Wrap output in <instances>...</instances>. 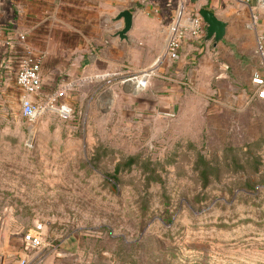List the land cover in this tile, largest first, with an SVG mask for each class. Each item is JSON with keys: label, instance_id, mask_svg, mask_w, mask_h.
<instances>
[{"label": "rangeland", "instance_id": "rangeland-1", "mask_svg": "<svg viewBox=\"0 0 264 264\" xmlns=\"http://www.w3.org/2000/svg\"><path fill=\"white\" fill-rule=\"evenodd\" d=\"M200 5L165 7L173 25ZM232 27L216 47L188 37L177 59L116 70L96 93L75 85L35 122L0 80V264H264V99L252 81L264 58L247 23ZM179 62L171 109L148 106L146 78ZM39 224L46 245L27 248Z\"/></svg>", "mask_w": 264, "mask_h": 264}, {"label": "crops", "instance_id": "crops-1", "mask_svg": "<svg viewBox=\"0 0 264 264\" xmlns=\"http://www.w3.org/2000/svg\"><path fill=\"white\" fill-rule=\"evenodd\" d=\"M157 1L160 5L154 0H0V80L7 77L17 85V71L33 57L40 61L42 76L33 94L36 101L63 102L61 96L71 93L75 85L82 93L87 86L96 85V93L99 79L113 81L116 70L130 73L165 54L173 22L167 12L171 7L165 5H171L172 0ZM201 6L226 20L227 32L231 25L248 26L255 8L257 29L248 27L256 41L264 33V6L258 0H201ZM123 8L134 14L127 38L117 33L124 26L123 18H117ZM232 35L238 40L242 34L235 27ZM190 45L188 50L196 48ZM185 67V62L173 67L160 64L155 75L147 79L146 104L160 110L173 106L183 82L178 73ZM138 78L131 83L135 90Z\"/></svg>", "mask_w": 264, "mask_h": 264}, {"label": "built area", "instance_id": "built-area-1", "mask_svg": "<svg viewBox=\"0 0 264 264\" xmlns=\"http://www.w3.org/2000/svg\"><path fill=\"white\" fill-rule=\"evenodd\" d=\"M258 4L264 6V0H258ZM182 19V17L180 16ZM178 19L171 25L170 36L165 49L167 54L172 59H177L180 56L184 41L188 37H202L206 33V22L203 17L196 13L183 21ZM259 23V14L257 9L252 8L248 26L257 29ZM257 51L264 58V33L260 34L257 39ZM148 75V73H147ZM42 81L41 64L38 59L30 57L28 61L23 64L16 75V83L21 90V108L25 117L30 121L35 122L47 109L49 101H36L33 98ZM252 81L256 86V94L258 97L264 99V74L255 72L252 76ZM147 82V78H146ZM63 114L71 113L72 108L62 104L59 108ZM42 224L36 225L35 228L28 229L23 237L27 248H40L46 243L43 239ZM27 255L21 257L19 264L27 262Z\"/></svg>", "mask_w": 264, "mask_h": 264}, {"label": "water", "instance_id": "water-1", "mask_svg": "<svg viewBox=\"0 0 264 264\" xmlns=\"http://www.w3.org/2000/svg\"><path fill=\"white\" fill-rule=\"evenodd\" d=\"M199 14L206 22L205 39H213L214 44L222 40L227 32L228 22L220 18L215 11L205 6L198 9ZM134 14L131 9L123 8L117 15V18H123L124 26L117 32L121 38L128 37V31L132 28Z\"/></svg>", "mask_w": 264, "mask_h": 264}, {"label": "bare ground", "instance_id": "bare-ground-1", "mask_svg": "<svg viewBox=\"0 0 264 264\" xmlns=\"http://www.w3.org/2000/svg\"><path fill=\"white\" fill-rule=\"evenodd\" d=\"M181 14V13H180Z\"/></svg>", "mask_w": 264, "mask_h": 264}]
</instances>
